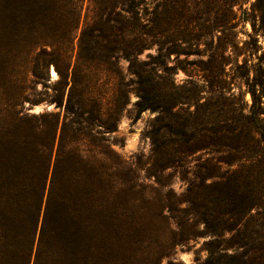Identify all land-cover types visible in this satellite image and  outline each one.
<instances>
[{
	"label": "trees",
	"instance_id": "obj_1",
	"mask_svg": "<svg viewBox=\"0 0 264 264\" xmlns=\"http://www.w3.org/2000/svg\"><path fill=\"white\" fill-rule=\"evenodd\" d=\"M197 1L90 0L91 20L81 31L69 72L70 47L62 65L45 46L54 44L45 32L53 8H72L78 23L85 0H0V66L14 53L34 76H43L51 62L62 77L71 74L66 100L57 99L68 114L62 123L56 115L22 110L0 119V264H161L184 241L169 233L175 225H188L191 215L184 219L162 203L155 212L144 211L148 203L130 198L128 179L118 178L128 162L112 158L119 154L105 144L108 138L101 131L98 143L92 141L97 122L117 129L122 109L104 108L88 81L98 65L112 59L116 66L111 72L122 78L118 65L126 58L133 86L128 89L120 81L118 93L127 101L134 90L140 97L138 113L147 108L164 113L161 69L177 68L167 65L165 50L190 54L177 40L203 36ZM233 5L234 0L231 10ZM255 8L260 22L254 27L264 37V0H256ZM217 13L211 34L212 27L225 26L234 15L226 12L220 19ZM169 40L172 44L165 47ZM155 45L156 54L140 59ZM236 64L247 72L250 103L227 113L215 103L222 114L197 133L189 118L181 117L167 122L168 135L155 127L150 131L157 168L182 164L193 148L221 153L218 160L239 164L220 174L219 181H208L212 173H198V182L188 188V214L194 213L211 235L203 264H264V50L250 66L248 60ZM106 114L109 118L103 119ZM84 127L89 130L82 131ZM189 235L194 236L192 231ZM166 264L175 263L169 259Z\"/></svg>",
	"mask_w": 264,
	"mask_h": 264
},
{
	"label": "rangeland",
	"instance_id": "obj_2",
	"mask_svg": "<svg viewBox=\"0 0 264 264\" xmlns=\"http://www.w3.org/2000/svg\"><path fill=\"white\" fill-rule=\"evenodd\" d=\"M255 1L234 0L232 10V0L197 1L194 9L201 11L202 20L198 22V31L202 32L203 36L199 40H177L190 54L181 52L177 55L165 50L167 65H176L177 68L161 69V81L164 85L161 105L165 107L164 113L151 108L138 113L136 102L140 98L139 95L130 90L126 101L118 93L120 81L126 84L128 89L133 86L130 82L129 60L126 58H121L118 65L122 78L111 72V68L116 66L113 64L115 59H112L111 62L98 65L88 81L98 91L104 108L109 111L122 109L116 123L117 129L110 131L97 122L92 130V141L98 143L97 131H101V134L108 138L105 144L119 154L118 157L112 158L115 161L120 159L128 162L127 168L119 171L118 178L120 182L124 178L128 179L127 191L130 198H138L140 202L146 201L149 207L143 210L150 213L157 211L158 204L162 203L184 219L191 215L185 227L178 229L176 225L173 226L174 233H169L170 238H184V241L174 245L169 256L162 258L161 264H166L169 259L175 264H203L208 255L206 241L211 235L205 233L204 224L197 221L194 213L188 214V188L198 182V173H212L213 176L209 177L208 181H219L220 174L238 168L239 164L218 160L221 153L193 148L192 152L185 155L186 159L182 164L165 169L157 168L154 159L156 157L152 153L150 131L155 127L159 128L162 134L168 135V126H165L167 122L174 117H181L189 118V127L197 133L209 127L214 118L222 114L215 103H221L223 113H227L233 107L239 108L245 105V102H251V95L246 92L247 72L245 68H237L236 63L238 60L240 63L248 60L250 66L264 50V37L257 33L254 27L256 21L257 24L260 22ZM51 11L52 20L45 33L54 44L45 46L48 50L55 51L53 57L62 65L66 62L65 49L70 47V72L78 55L81 31L91 20L90 0H85L78 23L74 10L68 6L53 8ZM215 12H218L220 19L224 18L226 12H234V15L225 26L212 27V36L209 27L214 23ZM171 44L169 40L165 47ZM222 45H225L224 48ZM39 49L40 46H37L35 51ZM149 52L156 54L157 46L146 48L140 54V59L149 58ZM67 80H71V74L62 77L55 62L49 63L44 69V75L37 77L26 67L23 58L18 59L14 53L9 54L8 62L4 67L0 66V119L15 117L22 110L29 115H56L62 123L68 114L63 105H58L57 99L60 96V99L66 100L71 85ZM33 105L38 110H31ZM158 115L164 118L162 122L156 119ZM106 118H109L107 114L103 119ZM76 126L78 125H74ZM88 130L89 127H84L82 131ZM190 231L194 236L189 235Z\"/></svg>",
	"mask_w": 264,
	"mask_h": 264
},
{
	"label": "water",
	"instance_id": "obj_3",
	"mask_svg": "<svg viewBox=\"0 0 264 264\" xmlns=\"http://www.w3.org/2000/svg\"><path fill=\"white\" fill-rule=\"evenodd\" d=\"M51 71H52V70H51ZM30 109L33 110V111L38 110V108H37L35 105H33L32 108H30Z\"/></svg>",
	"mask_w": 264,
	"mask_h": 264
},
{
	"label": "bare ground",
	"instance_id": "obj_4",
	"mask_svg": "<svg viewBox=\"0 0 264 264\" xmlns=\"http://www.w3.org/2000/svg\"><path fill=\"white\" fill-rule=\"evenodd\" d=\"M52 73L54 74V71H52Z\"/></svg>",
	"mask_w": 264,
	"mask_h": 264
}]
</instances>
